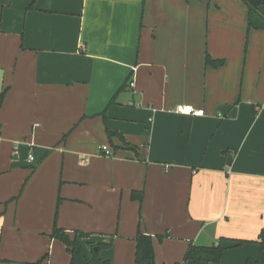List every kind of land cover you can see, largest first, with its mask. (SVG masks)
Listing matches in <instances>:
<instances>
[{
	"label": "crops",
	"instance_id": "0c3cea01",
	"mask_svg": "<svg viewBox=\"0 0 264 264\" xmlns=\"http://www.w3.org/2000/svg\"><path fill=\"white\" fill-rule=\"evenodd\" d=\"M247 16L241 0H0V264H69L54 225L109 264H135L138 233L156 264L264 256V31Z\"/></svg>",
	"mask_w": 264,
	"mask_h": 264
},
{
	"label": "trees",
	"instance_id": "16d2710c",
	"mask_svg": "<svg viewBox=\"0 0 264 264\" xmlns=\"http://www.w3.org/2000/svg\"><path fill=\"white\" fill-rule=\"evenodd\" d=\"M247 7V27L248 29L263 30L264 31V0H241ZM205 64L214 68H217L223 64V60H212L209 55L205 54ZM6 90L0 93V105L3 101ZM116 134L109 133V137ZM141 194L133 193L132 199L140 201ZM89 234L83 232H73L69 235L66 231L58 228L54 225L51 237L58 239L64 244L68 254L70 255L69 264H109L108 261L102 260L99 257L101 250L107 248L105 244H95L92 242H86L84 245L81 240L89 238ZM259 251L260 254H264V227L260 233ZM135 264H156L154 261L153 244L150 236L138 233L135 239ZM237 244V243H236ZM220 247H189L183 262L186 261H212L215 264H219L220 256L222 253ZM47 255L42 256L33 264H47ZM264 256L259 257L257 260H248L246 264H263Z\"/></svg>",
	"mask_w": 264,
	"mask_h": 264
},
{
	"label": "built area",
	"instance_id": "2783aa9c",
	"mask_svg": "<svg viewBox=\"0 0 264 264\" xmlns=\"http://www.w3.org/2000/svg\"><path fill=\"white\" fill-rule=\"evenodd\" d=\"M131 85V84H130ZM174 112L180 115L192 116V117H201L204 115L203 109H195L191 105H177L174 108ZM100 152L106 156H110L111 152L107 149V147L103 146L100 149ZM29 162H33L34 159L31 155L28 157Z\"/></svg>",
	"mask_w": 264,
	"mask_h": 264
},
{
	"label": "rangeland",
	"instance_id": "374dc122",
	"mask_svg": "<svg viewBox=\"0 0 264 264\" xmlns=\"http://www.w3.org/2000/svg\"><path fill=\"white\" fill-rule=\"evenodd\" d=\"M45 255H47V254H45ZM44 256V255H43ZM47 257H48V255H47ZM47 259V258H46Z\"/></svg>",
	"mask_w": 264,
	"mask_h": 264
}]
</instances>
